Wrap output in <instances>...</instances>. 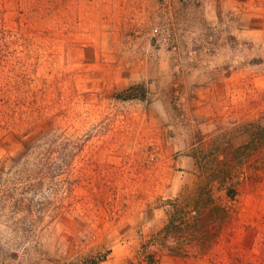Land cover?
Listing matches in <instances>:
<instances>
[{
  "label": "rangeland",
  "instance_id": "1",
  "mask_svg": "<svg viewBox=\"0 0 264 264\" xmlns=\"http://www.w3.org/2000/svg\"><path fill=\"white\" fill-rule=\"evenodd\" d=\"M0 264H264V0H0Z\"/></svg>",
  "mask_w": 264,
  "mask_h": 264
},
{
  "label": "built area",
  "instance_id": "2",
  "mask_svg": "<svg viewBox=\"0 0 264 264\" xmlns=\"http://www.w3.org/2000/svg\"><path fill=\"white\" fill-rule=\"evenodd\" d=\"M155 31H156L155 33L158 34V29H156ZM155 37H156L157 42H159V41H158V35H156ZM167 40H168V41L171 40L170 35H167ZM172 47H173V50H175V46L172 45Z\"/></svg>",
  "mask_w": 264,
  "mask_h": 264
},
{
  "label": "trees",
  "instance_id": "3",
  "mask_svg": "<svg viewBox=\"0 0 264 264\" xmlns=\"http://www.w3.org/2000/svg\"><path fill=\"white\" fill-rule=\"evenodd\" d=\"M121 99L125 100V99H128V98L126 97V98H121Z\"/></svg>",
  "mask_w": 264,
  "mask_h": 264
}]
</instances>
